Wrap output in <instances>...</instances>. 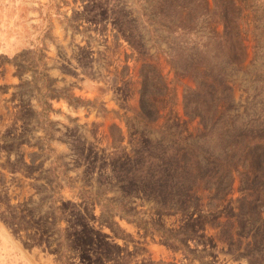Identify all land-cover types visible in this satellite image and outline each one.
<instances>
[{
	"label": "rangeland",
	"instance_id": "rangeland-1",
	"mask_svg": "<svg viewBox=\"0 0 264 264\" xmlns=\"http://www.w3.org/2000/svg\"><path fill=\"white\" fill-rule=\"evenodd\" d=\"M0 264H264V0H0Z\"/></svg>",
	"mask_w": 264,
	"mask_h": 264
}]
</instances>
